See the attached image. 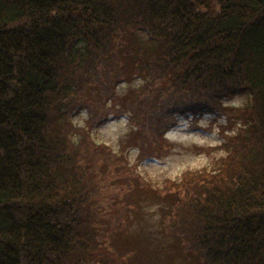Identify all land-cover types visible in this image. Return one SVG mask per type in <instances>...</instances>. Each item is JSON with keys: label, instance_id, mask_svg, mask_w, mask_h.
Wrapping results in <instances>:
<instances>
[{"label": "trees", "instance_id": "trees-1", "mask_svg": "<svg viewBox=\"0 0 264 264\" xmlns=\"http://www.w3.org/2000/svg\"><path fill=\"white\" fill-rule=\"evenodd\" d=\"M105 100L141 132L140 159L179 116L237 121L215 169L151 190L174 240L136 237L134 264H264V0H0V264L119 263L103 186L132 169L70 118L92 125Z\"/></svg>", "mask_w": 264, "mask_h": 264}, {"label": "rangeland", "instance_id": "rangeland-1", "mask_svg": "<svg viewBox=\"0 0 264 264\" xmlns=\"http://www.w3.org/2000/svg\"><path fill=\"white\" fill-rule=\"evenodd\" d=\"M137 85L139 83L136 79L130 82L124 80L117 85L116 94L121 103L125 95ZM247 100L246 93H238L225 99L224 104L239 106ZM115 102L117 101L105 100L104 107L96 106L92 109L91 114H96L97 118L100 117L102 108L108 114L106 119L93 126L87 125L90 115L85 109L75 110L70 118L74 124L90 128L87 133L96 144H105L110 150L123 155L127 167L132 169V172L128 170L130 175L108 177L104 181L106 197L101 202L109 213L103 219L107 218L116 228L103 239H110L111 244L104 241L101 246H104L109 256L118 258L117 264H134V255L138 252L137 245L133 243L136 237L146 233L154 244L152 246L160 241L174 240L169 235L171 231L168 221L161 216L164 199L159 200L160 197L156 195L151 198V190L155 192V189L162 187L165 179L178 180L185 171L215 169L218 158L226 152L217 146L224 142L226 135H232L236 131L237 121L232 119L231 124L227 123L222 115L215 113L202 114L196 119L189 115L179 116L175 124L162 133L165 141L160 149H152L151 156L140 159L137 142L143 138L141 132L132 125L123 104H113ZM114 107L120 113L117 114ZM193 123L196 127H192ZM222 125L224 133L219 130ZM141 179L149 190L144 185L139 187L140 183L142 185ZM127 185L133 188H124ZM170 192L176 190L172 189ZM170 194L176 196L175 193ZM126 250V253H122Z\"/></svg>", "mask_w": 264, "mask_h": 264}]
</instances>
